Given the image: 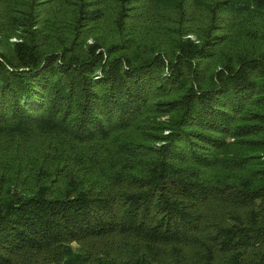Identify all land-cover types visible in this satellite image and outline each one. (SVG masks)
<instances>
[{"label": "trees", "instance_id": "1", "mask_svg": "<svg viewBox=\"0 0 264 264\" xmlns=\"http://www.w3.org/2000/svg\"><path fill=\"white\" fill-rule=\"evenodd\" d=\"M0 264H264V0H0Z\"/></svg>", "mask_w": 264, "mask_h": 264}, {"label": "rangeland", "instance_id": "2", "mask_svg": "<svg viewBox=\"0 0 264 264\" xmlns=\"http://www.w3.org/2000/svg\"><path fill=\"white\" fill-rule=\"evenodd\" d=\"M188 38H190V39H194L193 37H191V36H189ZM90 43V42H89Z\"/></svg>", "mask_w": 264, "mask_h": 264}]
</instances>
